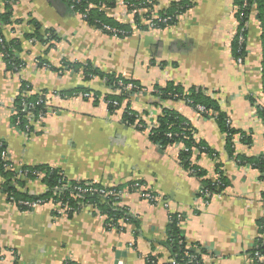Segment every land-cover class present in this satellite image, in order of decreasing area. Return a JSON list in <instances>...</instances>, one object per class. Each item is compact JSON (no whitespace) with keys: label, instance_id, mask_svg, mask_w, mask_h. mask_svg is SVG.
Returning a JSON list of instances; mask_svg holds the SVG:
<instances>
[{"label":"crops","instance_id":"crops-1","mask_svg":"<svg viewBox=\"0 0 264 264\" xmlns=\"http://www.w3.org/2000/svg\"><path fill=\"white\" fill-rule=\"evenodd\" d=\"M112 1L114 5L102 11L114 22L134 28L133 13L123 6L124 0ZM150 1L155 11L180 1L191 8L172 27L134 30L121 39L89 25L73 12L69 0H10L9 22L0 26L6 40L19 43L17 56L24 63L14 72L0 54V144L10 162L18 168L48 166L72 182L104 188L137 183L160 196L167 207L129 191L119 203L137 216L136 226L118 221L108 228L106 214L93 204L71 217L56 216L50 203L19 211L8 205L0 176V264H145L149 257L167 264L172 216L178 217L180 237L201 256V264H253L251 252L264 239V178L255 169L237 165L233 157L264 155L259 115L264 107L262 23L251 9L243 62L238 65V0ZM4 7L0 0V15ZM87 64L103 74L135 81L146 92H127L128 99L117 110L109 109L101 100L96 102L95 95L100 99L121 92L103 79L87 78L77 67ZM168 85L183 93L195 89L217 104L236 132L230 139L233 155L213 114L204 117L184 101L157 105L156 89ZM75 90L93 98L61 96ZM23 93L42 96L45 102L43 118L34 120L29 132L12 123L15 102ZM126 106L156 123L162 109L177 113L194 141L208 148L192 149L191 164L205 180L214 181L220 171L223 191L206 204L200 196L202 178L180 163L183 146L161 147L149 139V131L126 125ZM17 179L23 182L15 185L20 193L39 196L46 190L40 180Z\"/></svg>","mask_w":264,"mask_h":264},{"label":"trees","instance_id":"trees-1","mask_svg":"<svg viewBox=\"0 0 264 264\" xmlns=\"http://www.w3.org/2000/svg\"><path fill=\"white\" fill-rule=\"evenodd\" d=\"M5 4V14L0 15V25L1 24H8V20L10 17V0H3ZM125 3H127L128 11L134 12L133 13V20H134V28H132L131 25H125V24H118L107 17V15L100 10L99 8L103 7H111L114 5L112 0H79L78 4H75L73 0H69L70 6L73 7V12L76 14H86L85 21L89 23V25L97 28L98 30L102 31V26L106 25L111 28H114L118 31L117 34H115V37L117 38H128L130 37L134 30L138 31H147L148 26L141 22L142 19L148 18L150 13L149 11L156 13L158 16V19L164 20L166 18H170V21L167 23L159 22L158 19L154 20L155 23V30H163L169 27L174 26L177 23V19L183 15L187 10L191 8V5L187 3L186 1H180L177 3H173L171 7L167 10H160L155 11V3L150 0H124ZM149 2L151 4H149ZM89 6H94L95 8L89 9ZM238 12H237V21H238V35L243 36V44L241 45V50L239 51L238 48V42L236 37V42L234 44V52H235V59H237L239 56L241 58L244 57L245 53V37H246V20L248 17V14L251 9H254L258 13V18L262 23L263 26V34H264V0H238ZM142 9H148L149 11L144 14H139V10ZM104 32V31H102ZM106 33V32H104ZM108 34V33H106ZM110 35V34H108ZM112 36V35H111ZM0 38L2 41L0 42V54L3 57V60L5 61L7 67H9L12 71L18 72L24 67V63L19 59L17 56V47L19 43L16 40H6L3 37L1 26H0ZM17 42V43H16ZM39 62V66H43V63L41 61ZM79 67V70L84 73V75L91 79V78H100L103 79L106 85L109 87H113L116 90H119L121 92L120 96L117 97H103L106 101H115L120 106L123 100H127L128 97L125 96V93L130 94H142L145 93L144 88H142L140 85H138L135 81H127L122 79L121 77H117L114 74H103L99 72L98 70L94 69L90 65H77ZM52 68V67H51ZM118 83H121L122 85L132 84L134 88L131 91L124 90L123 87H119ZM24 87V85H23ZM30 89V88H29ZM86 91H80L75 90L70 93H61V96H74L75 94H84ZM22 93V92H21ZM158 96V104L167 102V101H184L186 104H188L190 107L194 108L196 110L197 106H202L204 109L208 112V114H203L202 116L207 117L209 114H213V117H215V120L219 126V129L222 133L225 134L226 138L229 140L227 148L230 151L229 154L233 155L232 151V143H230V139L232 136L236 133L229 125V122L227 120V117L221 113L219 107L217 104H215L214 101L210 100L208 97H205L200 93L199 91H195V89L190 90L188 93H183L181 90L176 89L175 86L168 85L166 89H156V93ZM96 102L99 101V97L95 95ZM41 96L39 95H25L22 94L21 97H19L15 102V112L16 115L12 118L13 125L16 123V121L19 119V125L16 127L17 130L29 132L31 129V126L28 125V122L26 120L27 113L30 112L31 116L38 120L37 117L40 114H44V103H39V98ZM42 98V97H41ZM29 105H33V108H29ZM109 109L117 110L119 107H113L112 105H107ZM27 109L28 111H24ZM123 113V122L128 126H133L136 121L135 116H137L135 111L130 110L128 106L125 107ZM130 110V113L132 116H128L126 111ZM197 111V110H196ZM260 118L262 119V122L264 123V107L260 110ZM146 115L145 113H143ZM157 127L152 128L149 133V139L159 146H164L166 144L172 143V144H180L183 146V150L180 153V163L181 165L188 171L192 172L191 174L202 178V171H200L198 168L193 166L190 161L191 156V150L192 149H201L203 151L208 152V148L205 146H201L200 144L196 143L192 136V131L190 130L189 125L175 112L168 110V109H162L161 115L157 119ZM26 126L29 128L26 129ZM136 130L140 132H145V126L142 127V123L140 122V127L136 126L134 127ZM167 135H170L168 137ZM247 140V138H243V141ZM5 150L3 145L0 148L1 151ZM233 159L236 161L237 165L243 166V167H250L252 169H255L259 171L262 174V177L264 178V155H261L256 158H245L242 156L235 155ZM22 171H28L31 173L32 171L41 172L43 173V177L41 179V182L46 186V190L42 195L39 196H31L27 195L26 193H20L16 190L15 185L16 184H22L23 182L18 180L16 177L15 172L7 170L4 168V163L0 161V176L2 179V192L5 194V196L12 197L16 202L19 201H36L40 200L43 202V204H47L49 202H62L67 203L68 206L71 207L72 212L68 214V217H71L72 215L78 213V211L81 209L84 205H91L101 208V210L104 211V214L107 216V223L106 227L112 228L115 225L118 224L119 220H123L124 222L135 224L136 219L131 218L130 216L125 215V211L123 208L114 207L115 201L114 200H107L105 201L97 194H90L86 193L83 195H78L75 193L72 189L76 186H86L90 185L92 183H76L68 180L64 175L59 171L55 170L53 168H50L48 166H41V167H21ZM218 171V169H217ZM218 174H220L218 178L219 185L211 180H205L202 178V186L201 188L203 190H206L208 193H211L213 195L219 194L223 191L225 188L224 180H222V174L220 171H218ZM35 177L29 176L28 180L33 181ZM137 183H132L129 185H126L124 188H116V189H125L131 185H134ZM95 187L103 188L102 186L92 184ZM139 185V184H138ZM19 211L23 212H30L33 210H28L26 207L18 205L16 207ZM54 214L56 215L55 211L53 210ZM57 216V215H56ZM136 226V224H135ZM260 227L264 230V224L262 223ZM169 236H170V242L167 246L170 248V259H173L177 264H201V256L196 253V251L190 250L186 247L183 239L180 237L179 229L177 227V221L176 217L172 216V222L169 225ZM255 252H259L261 255L264 254V239L259 240L255 248L252 250V255H254ZM147 264H150L151 262H154V264H158L157 260L153 257H149L146 259ZM146 263V262H145ZM67 264H75L72 262H67ZM169 264V262L167 263ZM254 264V263H253ZM262 264V263H260Z\"/></svg>","mask_w":264,"mask_h":264},{"label":"built area","instance_id":"built-area-1","mask_svg":"<svg viewBox=\"0 0 264 264\" xmlns=\"http://www.w3.org/2000/svg\"><path fill=\"white\" fill-rule=\"evenodd\" d=\"M73 2L75 4H78L79 0H73ZM149 4H151V3L149 2ZM123 6L127 7V3H125L124 1H123ZM73 7L74 6L72 5L71 9H73ZM91 8L94 9L95 7L94 6H89V9H91ZM99 9L101 10L103 8H99ZM148 11H149L148 9L147 10L146 9H142V10H139L138 12L141 15V14L147 13ZM148 13H150V15L148 16L147 20L146 19H142L141 22L144 23L145 25H147L149 30H155L154 29V27H155L154 20L158 19V16L156 15V13L151 12V11H149ZM77 15H79L83 20H85V18H86V14H84V13H82V14L78 13ZM158 21L162 22V23H165V22L167 23L168 21H170V18H166L164 20L158 19ZM102 31H104V32H106V33H108V34H110L112 36H115V34L118 33V31L116 29L111 28V27L106 26V25L102 26ZM1 41H2V39L0 38V42ZM237 42H238L237 44H238V48H239V51H240L241 47H242L241 45L244 42L243 36L241 34L238 35ZM242 62H243V58H241V56H239L236 59V63L238 65H242ZM43 66L46 67V68H49V66H47L45 64H43ZM118 86L119 87H123L124 90H126V91H131L134 88V86L132 84L122 85L121 83H118ZM74 96H79V97H81L83 99H92L93 98L92 95H90V94H75ZM41 97L39 98L38 104L39 103H44L45 104L43 97L42 98ZM100 100L103 103H105V105H112L113 107H120V105L117 102H115V101H106L103 97L100 98ZM33 107H34L33 105H29V108H33ZM130 110L126 111L128 116H132L131 113H130ZM196 110H197L198 114H200V115L208 114V112L202 106H197ZM24 111H28V110L25 109ZM136 114H137V116H135L136 121L134 123V127H136V126L140 127V122L142 123V127L145 126V131L146 132L150 131L152 128H156L157 127L158 124L156 123V120L151 122L149 117L147 115H144L142 112H140V113L136 112ZM15 115H16V112H15ZM43 116H44V114H40V115H38L37 119L41 120L43 118ZM26 120L28 122V125H30L35 119L31 116V113L28 112L27 116H26ZM18 125H19V119L14 124V127L16 128ZM28 128L29 127L26 126V129H28ZM167 136L170 137V135H167ZM1 147H2V144H0V148ZM0 161L2 163H4V168L5 169L15 172L17 178H24V179L28 180L29 176H33V177H35L34 180H40L41 181V179L43 177V173H41V172L32 171L31 173H29L28 171H25V170L22 171L21 167H19V168L15 167L10 162L8 154H7V152L5 150L1 151V153H0ZM189 173H192V172H189ZM213 182H215L216 184L219 185L218 178L215 179ZM72 190L75 193H77L78 195H83V194H86V193H90V194L99 195L105 201L114 200L116 202L115 205L118 208H122L121 204L119 203L121 198L127 192L133 191V192L138 193V195L142 199H144V200H146V201H148V202H150L152 204L162 203L164 207H167V205L163 202V199L160 196L152 194V193H150L148 191H143L141 186L138 185V184L131 185V186L125 188V189L104 188V187L103 188H98V187H95L92 184H90V185H86V186H83V187L76 186ZM200 196H202L203 199L205 200V203L208 204L209 201L211 200V198L213 196H215V195H213L211 193H208L206 190H203L201 188L200 189ZM6 200H7L8 205H10V206H13V207L16 208L18 205H21V206L26 207L28 210H34V209H36L39 206L45 205L40 200L16 202L12 197H8V198H6ZM49 203L53 205L54 211H55L56 215L59 216V217L68 216V214L72 212L71 207L68 206L67 203H62V202L61 203L60 202H54V203L53 202H49ZM123 209L125 211V215L130 216L131 218H134V219L137 220V216L133 215L128 209H125V208H123ZM177 220H178V217H176V221ZM119 221H123V220H119ZM170 222H172V218H170ZM261 258H262V255L259 252H255L254 255L252 256L253 263L254 264H260L261 263ZM145 264H147V261H146ZM150 264H154V262H151ZM169 264H177V263L173 259H170L169 260Z\"/></svg>","mask_w":264,"mask_h":264},{"label":"water","instance_id":"water-1","mask_svg":"<svg viewBox=\"0 0 264 264\" xmlns=\"http://www.w3.org/2000/svg\"><path fill=\"white\" fill-rule=\"evenodd\" d=\"M126 95H128V93H126ZM118 257V256H117Z\"/></svg>","mask_w":264,"mask_h":264}]
</instances>
